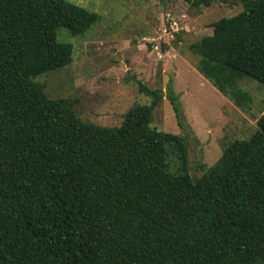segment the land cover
Segmentation results:
<instances>
[{"label": "trees", "instance_id": "16d2710c", "mask_svg": "<svg viewBox=\"0 0 264 264\" xmlns=\"http://www.w3.org/2000/svg\"><path fill=\"white\" fill-rule=\"evenodd\" d=\"M232 1L243 10L204 27L188 50L245 108L239 82L264 85V0ZM99 20L66 0H0V264H264V111L192 177L184 137L150 126L160 88L137 82L151 103L110 127L83 121L74 101L35 80L73 61L58 28L82 37Z\"/></svg>", "mask_w": 264, "mask_h": 264}, {"label": "rangeland", "instance_id": "374dc122", "mask_svg": "<svg viewBox=\"0 0 264 264\" xmlns=\"http://www.w3.org/2000/svg\"><path fill=\"white\" fill-rule=\"evenodd\" d=\"M66 1L96 12L100 20L82 37L58 28L57 40L72 44L73 61L35 80L44 84L49 97L74 101L73 109L83 121L119 126L129 109L151 103L137 82L160 88L163 96L153 108L150 126L184 137L192 177L213 166L234 140L248 138L257 129L264 85L243 78L239 86L252 102L239 108L199 73L198 57L188 50L207 32L204 27L242 11L240 2L213 0L210 6L195 7L185 0ZM167 18L178 22L172 37ZM169 84L181 107L182 126L167 96ZM178 164L172 156L171 167Z\"/></svg>", "mask_w": 264, "mask_h": 264}, {"label": "built area", "instance_id": "2783aa9c", "mask_svg": "<svg viewBox=\"0 0 264 264\" xmlns=\"http://www.w3.org/2000/svg\"><path fill=\"white\" fill-rule=\"evenodd\" d=\"M167 19H169V24H168L170 28L169 36L172 37L174 33L178 32L179 30L178 22L176 20H173L172 18H167ZM164 32H167V31L164 29Z\"/></svg>", "mask_w": 264, "mask_h": 264}]
</instances>
